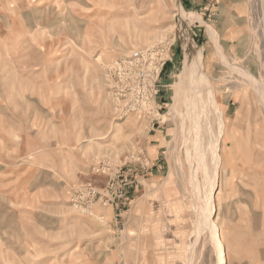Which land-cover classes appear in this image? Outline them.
Returning a JSON list of instances; mask_svg holds the SVG:
<instances>
[{
    "label": "rangeland",
    "instance_id": "rangeland-1",
    "mask_svg": "<svg viewBox=\"0 0 264 264\" xmlns=\"http://www.w3.org/2000/svg\"><path fill=\"white\" fill-rule=\"evenodd\" d=\"M240 1L0 0V264H219L216 166L224 264H264V0Z\"/></svg>",
    "mask_w": 264,
    "mask_h": 264
},
{
    "label": "bare ground",
    "instance_id": "bare-ground-1",
    "mask_svg": "<svg viewBox=\"0 0 264 264\" xmlns=\"http://www.w3.org/2000/svg\"><path fill=\"white\" fill-rule=\"evenodd\" d=\"M207 31H208V35L210 36V38L213 40V41H216V39H217V37H216V32H215V30L214 29H212L210 26L208 27V29H207ZM216 44V43H215ZM191 58V57H190ZM193 58V57H192ZM189 59V58H188ZM189 62H192V61H188L187 63H186V68H189L190 67V63ZM192 66V65H191ZM185 68V69H186ZM183 74V73H182ZM198 76V75H197ZM187 78V77H186ZM200 82H202L201 81V79H200ZM204 82V81H203ZM205 84H206V82H205ZM200 89H201V87H200ZM200 89L198 90V91H200ZM192 91V90H191ZM193 95H194V93H193ZM213 95V94H212ZM193 102V101H192ZM196 103V102H195ZM190 104H191V102H190ZM194 104V103H193ZM192 104V105H193ZM192 105H190V106H192ZM193 106H195V105H193ZM196 107H198V106H196ZM193 111V110H192ZM198 111V110H197ZM197 113V112H196ZM219 114H220V112H219ZM187 118V117H186ZM189 126V125H188ZM221 131H220V135H221V133H222V126H221ZM190 130V129H189ZM188 133V132H187ZM220 135H219V137H220ZM198 139H199V137H198ZM199 141V140H198ZM216 141H219V139L217 140L216 139ZM215 141V142H216ZM219 142H217V143H214V144H218ZM214 144H212V145H214ZM197 146V145H196ZM201 146V145H200ZM215 146V145H214ZM198 147V146H197ZM216 147V146H215ZM201 148H202V146H201ZM201 148H197L199 151L198 152H200V150H201ZM216 149V150H215ZM214 150L215 151H217V147L216 148H214ZM218 151H219V148H218ZM220 159H221V156L219 155V153L216 155V164L218 165V162L220 161ZM215 168V167H214ZM212 175V174H211ZM218 178H219V174H218V169H217V166H216V168L214 169V172H213V178H212V183H211V189H209L210 190V193L208 194V198H207V202H206V209H205V216H204V218H205V222L207 223V225L209 226V229H210V232H211V236H212V238L214 239V243H215V245H216V247H217V250H218V253H219V264H224V261H225V252H224V249H223V246H222V239H221V237L219 236V231H218V226H217V222H216V217H217V211H216V208H215V200H214V198H215V193H216V191H217V189H218ZM210 185V184H209ZM209 192V191H208Z\"/></svg>",
    "mask_w": 264,
    "mask_h": 264
},
{
    "label": "crops",
    "instance_id": "crops-1",
    "mask_svg": "<svg viewBox=\"0 0 264 264\" xmlns=\"http://www.w3.org/2000/svg\"><path fill=\"white\" fill-rule=\"evenodd\" d=\"M206 1L207 0H187V4L189 5V6H192L193 8H195V7H197V6H199L200 4L202 5H205L206 6ZM233 1V3H235V2H237V0H232ZM240 1V0H239ZM242 1H240V3H241ZM209 4V3H208ZM207 8H210V5L209 6H206ZM211 7H212V5H211ZM213 8H215L216 9V5L213 7Z\"/></svg>",
    "mask_w": 264,
    "mask_h": 264
},
{
    "label": "built area",
    "instance_id": "built-area-1",
    "mask_svg": "<svg viewBox=\"0 0 264 264\" xmlns=\"http://www.w3.org/2000/svg\"><path fill=\"white\" fill-rule=\"evenodd\" d=\"M137 56V53H136ZM94 193L96 192V190L93 191ZM117 196L122 197L124 194L122 191H118L117 193H115Z\"/></svg>",
    "mask_w": 264,
    "mask_h": 264
}]
</instances>
